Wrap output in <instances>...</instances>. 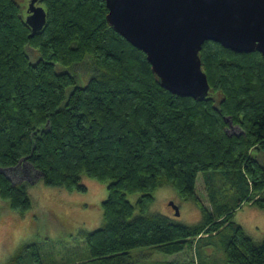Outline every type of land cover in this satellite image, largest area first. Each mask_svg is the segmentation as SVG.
Returning <instances> with one entry per match:
<instances>
[{"label": "trees", "instance_id": "16d2710c", "mask_svg": "<svg viewBox=\"0 0 264 264\" xmlns=\"http://www.w3.org/2000/svg\"><path fill=\"white\" fill-rule=\"evenodd\" d=\"M39 4L46 22L30 36L18 0H0V197L20 213L31 208L28 182L3 172L23 162L68 191H86L82 175L96 179L107 197L101 225L80 232L85 247L74 258L46 262L33 241L2 264H264V239L233 219L243 204L264 208V56L206 40L199 58L209 92L179 96L107 22L103 0ZM27 46L39 52L36 62ZM80 64L90 74L83 86L76 73L57 70ZM225 117L237 133L227 131ZM199 174L209 207L196 193ZM162 185L192 200L200 221L150 212ZM208 247L221 263L208 261ZM186 249L185 260L146 258Z\"/></svg>", "mask_w": 264, "mask_h": 264}, {"label": "water", "instance_id": "95a60500", "mask_svg": "<svg viewBox=\"0 0 264 264\" xmlns=\"http://www.w3.org/2000/svg\"><path fill=\"white\" fill-rule=\"evenodd\" d=\"M40 0H28L30 36L46 22ZM106 20L141 50L159 85L179 96L206 97L209 83L199 51L206 40L264 56V0H103ZM225 120L231 121L228 117ZM174 215L179 208L170 201Z\"/></svg>", "mask_w": 264, "mask_h": 264}, {"label": "rangeland", "instance_id": "374dc122", "mask_svg": "<svg viewBox=\"0 0 264 264\" xmlns=\"http://www.w3.org/2000/svg\"><path fill=\"white\" fill-rule=\"evenodd\" d=\"M18 2L25 18L28 0ZM25 50L31 62H36L40 57L39 52L32 47L27 46ZM86 66L87 64H80L74 69L59 65L57 70L76 73L77 85L83 86L90 76ZM73 87L71 85L66 89L65 97ZM228 124L229 133L239 131L232 123ZM3 172L15 182L23 180L28 182L31 208L20 213L11 209L8 201L0 197V264L5 263L19 247L33 241L41 245L42 255H47L46 262L52 260L64 262L69 257L74 258L76 251L85 247L80 232L94 230L102 223L101 203L107 197V185L84 175L81 177L87 188L84 192L47 185L40 178V173L28 162H23L18 169L6 168ZM196 193L203 204L209 207L201 174L197 176ZM261 196L264 197V192ZM137 197V194L128 195L131 202ZM170 201L178 206V216L174 215V210L169 205ZM149 211L167 215L176 222L188 225L195 224L201 219V212L195 203L189 199H182L170 185H162L155 189ZM233 219L255 241L264 239V208L243 204L235 211ZM137 249L133 252L136 253ZM206 251L211 255L207 258L208 261L221 263L223 256L216 248L208 247ZM148 252L146 257L148 259L180 261L189 258L187 249L173 255Z\"/></svg>", "mask_w": 264, "mask_h": 264}]
</instances>
